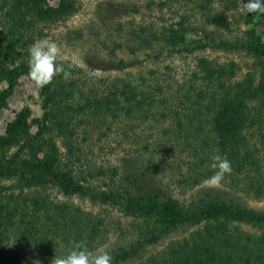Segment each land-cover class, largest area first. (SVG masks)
I'll return each mask as SVG.
<instances>
[{"label":"trees","instance_id":"obj_1","mask_svg":"<svg viewBox=\"0 0 264 264\" xmlns=\"http://www.w3.org/2000/svg\"><path fill=\"white\" fill-rule=\"evenodd\" d=\"M232 4L157 0V10L167 8L176 20L130 27L104 57L96 37L120 12H138L135 4L119 2L82 23L75 0H0V108L20 76L31 80L28 48L35 40L47 37L60 49L87 44L77 60L68 58V80L57 75L39 86L35 129L19 111L0 135V264H51L81 240L91 251L107 250L112 264H264V205L248 202L264 200V45L252 29L232 39L218 34ZM238 14L243 24L264 17ZM146 50L156 60L242 52L256 67L240 73L233 60L199 56L183 80L117 74L140 67ZM10 63L18 66L9 70ZM92 71L114 74L96 78ZM216 154L232 172L214 191L204 181ZM112 213L118 227L109 223ZM113 234L118 240L107 245Z\"/></svg>","mask_w":264,"mask_h":264},{"label":"rangeland","instance_id":"obj_2","mask_svg":"<svg viewBox=\"0 0 264 264\" xmlns=\"http://www.w3.org/2000/svg\"><path fill=\"white\" fill-rule=\"evenodd\" d=\"M78 12H77V20L79 21H88V20H96L102 15H107L106 10L111 9L110 6L119 3V2H129L135 4L138 7V12H120L118 15L114 16L112 25H109L107 29L101 32V34L96 37V40H99L98 45L101 48V54L104 57L108 56L107 51L109 48L114 46L113 44L118 41H122L124 39V34L126 30L130 27L134 28L138 25H142L148 27L150 23L154 26H157L159 22H173L176 20V17L173 13L167 8H163L158 11L155 3L157 0H153V3L150 5L151 7H146V3H149L150 0H75ZM212 3L214 8H220V4H227L229 0H208ZM225 1V3H224ZM48 5L55 6L57 0H46ZM233 6L227 11L226 23L224 24L223 30L218 31V34H221L222 37H226L228 39H232L233 36L239 34L242 30H251L252 34L255 38V42L257 45H264V17H254L253 20L248 24L237 23V20H241L242 18L238 12L245 11V4L247 1L245 0H232ZM230 6V5H228ZM75 17V18H76ZM117 25V26H116ZM115 28H120V31H116ZM57 37H64V33H57ZM188 38L193 40H199L200 38L195 34H189ZM93 41L92 38L87 41L89 43ZM103 42V45H102ZM83 47H87V44H82ZM77 42L76 46L68 47L63 46L61 51L67 58L72 60H77L79 52L82 48ZM61 48V47H60ZM117 54L122 56L126 60H131L130 55L126 50H118ZM199 56H207V58H212L217 60L218 62H225L228 60H233L240 67V73L254 70V62L252 63L249 56L245 55L242 52H223V51H196L192 54H177L171 56H165L161 59L156 60L152 57V52L150 50L144 51V53L139 52V58L142 60V65L139 67L131 66L128 67L121 72H118L120 76L133 78L136 80L137 76L142 74L145 78H148L149 73L157 72L160 78L167 80L171 78L172 80H183L190 72L193 70L196 60ZM256 67V66H255ZM92 76L99 78H106L108 75L112 76L114 73H98L96 71L90 72ZM1 88L5 87V83H1ZM39 85L29 80L25 76H20L16 80V84L10 94L6 97V105L5 107L0 108V135L4 133V129L6 124L14 118L15 113L19 111H27V123L30 126V131L35 129V122L40 117L41 109L39 107ZM123 163L127 164V159H124ZM157 178L153 175H149L147 178L148 183H156ZM206 187V184H204ZM211 190H219L218 187H209ZM49 196L57 199H65L60 197L56 192L49 191ZM74 206H79L84 209H89L93 212H98L96 206L89 204L87 201H84L79 198H69L67 199ZM249 204L252 205H264V200L261 201L248 199ZM112 218L109 220L111 222V227H118L119 217L116 213L111 214ZM125 222L121 220V227ZM118 240L116 235H111L107 238V245L114 243V241Z\"/></svg>","mask_w":264,"mask_h":264},{"label":"clouds","instance_id":"obj_3","mask_svg":"<svg viewBox=\"0 0 264 264\" xmlns=\"http://www.w3.org/2000/svg\"><path fill=\"white\" fill-rule=\"evenodd\" d=\"M264 12V0H248L245 4V12ZM28 76L37 85L43 87L50 84L57 75L65 80L71 77L69 69L74 67L61 51L58 44L47 37L35 40L28 48ZM67 65V67L65 66ZM18 64L10 63L9 70H13ZM211 168L213 174L204 183L209 187H218L226 175L232 172L231 162L225 157L216 154L212 158ZM112 255L103 248L91 251L85 240L73 243L72 249L62 257H55L51 264H112Z\"/></svg>","mask_w":264,"mask_h":264}]
</instances>
